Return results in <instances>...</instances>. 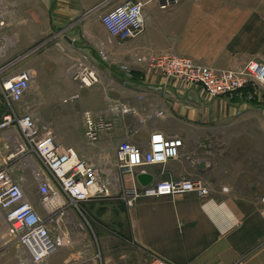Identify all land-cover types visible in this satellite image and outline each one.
<instances>
[{"label":"crops","instance_id":"obj_1","mask_svg":"<svg viewBox=\"0 0 264 264\" xmlns=\"http://www.w3.org/2000/svg\"><path fill=\"white\" fill-rule=\"evenodd\" d=\"M0 10L4 17L0 82L25 70L32 75L28 92L14 104L18 112H31L51 125L59 142L74 146L92 163H101L105 173H115L120 192L134 184L128 173L118 175L116 170V149L123 139L147 146L156 131L181 138L184 146L178 158L138 167L137 174L148 173L153 182L201 179L212 191L206 199L196 192L141 196L131 206L130 215H121L120 232L114 236L85 234L84 244L74 245L86 252L80 257V252L60 242L40 264H145L154 258L172 264H264V197L247 191V165L226 167L219 157L209 161L201 154L205 145L225 141L215 134V128L239 121L242 111L264 106V91L255 88L254 100L247 102L210 97L198 85L167 79L136 61L146 53H174L217 69L240 68L249 60L264 62L261 11L225 3L199 5L195 0L172 5L150 1L145 6L143 31L134 38L120 39L97 21L103 13L98 9L77 20L74 17L79 14L71 7L59 6L51 12L46 0H0ZM102 46L110 62L99 57ZM85 57L100 77L92 87H80L70 74L71 67ZM253 90L247 89L252 94ZM74 93L80 99L65 104L64 99ZM117 100L134 106L137 114L119 119L115 132L101 134L89 144L83 111L110 115L108 107ZM9 109L0 89V120ZM160 109L167 113L142 121ZM15 129L0 130L7 146L1 152L0 168H8L27 191L34 184L38 187L32 165L21 162L26 168L17 173L20 160L5 158L15 145ZM33 158L40 164L38 157ZM200 162L206 166H198ZM120 198L124 208L127 203ZM3 254L12 257L11 262L2 258L0 264H34L25 248L10 239L0 248V257Z\"/></svg>","mask_w":264,"mask_h":264},{"label":"built area","instance_id":"obj_2","mask_svg":"<svg viewBox=\"0 0 264 264\" xmlns=\"http://www.w3.org/2000/svg\"><path fill=\"white\" fill-rule=\"evenodd\" d=\"M150 1L172 5L180 0H126L101 13L100 21L112 37L134 38L143 31L145 6ZM3 24L4 19L0 20V25ZM98 54L102 61H111L110 54L103 46L98 49ZM136 61L160 72L167 79L175 78L198 85L210 97L253 101L257 93L255 88L253 94L245 89L253 84L264 88V62L258 60H250L238 69H215L190 57L174 53H146L137 56ZM122 68L130 72L127 65H123ZM70 74L79 82L80 87H92L100 80L97 70L86 57L71 67ZM31 77V73L25 70L1 80L2 100L10 109L1 116L0 130L16 128L15 145L5 158L7 161L21 160L32 165L33 173L38 180L41 203L47 207L48 217L41 216L25 188L5 167L0 168V214L6 223L10 241L19 243L25 248L32 262L40 264L59 245L58 235L52 225L55 219L59 220L65 214L67 203L77 206L82 201L110 196L112 183L111 178L104 175L99 164L81 156L74 146L59 142L51 125L41 122L31 112H18L14 108V104L20 102L28 92ZM79 97V93H74L64 101H74ZM110 111L117 114H137L134 106L121 100L110 105ZM166 113V110L160 109L142 121ZM83 120L84 134L89 144L95 143L101 133L112 130L116 124L113 118L106 115L97 116L91 110L83 111ZM183 146L181 138L168 137L161 131L151 134L147 146L126 139L118 144L116 165L122 172L128 173L134 182L132 186L121 191L120 196L128 206H132L141 196H164L181 192H196L203 199L211 196L210 186L201 179L189 177L162 179L149 185H142L139 182L138 167L163 164L178 158ZM0 148L3 150L7 148L1 137ZM33 155L38 157L40 164L34 160ZM57 197H60V201L56 199ZM65 238L68 243L71 242L69 236L65 235ZM145 264L172 263L162 258H154Z\"/></svg>","mask_w":264,"mask_h":264},{"label":"rangeland","instance_id":"obj_3","mask_svg":"<svg viewBox=\"0 0 264 264\" xmlns=\"http://www.w3.org/2000/svg\"><path fill=\"white\" fill-rule=\"evenodd\" d=\"M46 1H49L50 3L51 12L53 9H57L59 6H64L66 8L71 7L72 10H75V12H78L79 14V16L77 15L74 17V20H77L80 16H82V14H85L86 12H89L96 7H99L97 8L99 12H105L106 10H108V8L111 7V4L119 5L126 0ZM195 1L198 2L199 5H201V3H204V5L212 7L220 6L225 3V5H234L235 7L245 8L246 10L247 8H256V10L261 11L264 14V0ZM0 14V20L4 19L1 10ZM70 21L73 20L68 19V22ZM97 21L100 22V20ZM245 64L243 66H245ZM251 87H259L264 91V88L262 86H259L258 84H253L251 85ZM78 99H80V97ZM78 99L74 101H77ZM63 102L67 104L65 101ZM70 102L72 101H69V103ZM113 103L114 102H112L110 105H112ZM110 105L107 110L110 115L106 116L113 118L116 124L114 125V128L112 130L103 132L101 134L115 132L117 128L116 125H118L119 119L126 120V118L131 116L128 114L113 113L112 111H110ZM241 114L240 112H238V115L242 116H240L241 119L238 118L239 121L232 122V124L230 125L228 123H224L223 125L219 126V128H215V134H220L222 138H225V141L221 140L219 143L205 145L201 154L205 159L208 160L209 158V161H212V158H215L216 160L222 159L224 166L226 167L234 168L235 165L239 163H245L247 165V191H249V193H256L261 197H264V106L257 105V109H252L251 111H246L245 113H243L242 111ZM2 151L3 148H0V158L3 159L1 154ZM21 162L24 161L20 160V163L16 164L17 173H20L23 168H26L21 165ZM99 165L102 167L104 175L111 178V195L100 196L88 201H82L78 203L77 206L68 202L66 205L65 214L61 216V219H55L52 225L55 229V233L58 235L59 243L63 242L67 247H69L70 250L80 252L77 255L79 257L83 256L86 252L78 250L80 248H75L74 245H77L79 243L83 245L86 240L85 234L90 233L100 235L101 233H106L108 235L114 236L116 232L121 231V215L131 214V206L125 205L123 208L121 204V192L118 188L120 185H117V183L119 182V177L116 176L115 173L114 175L110 171L108 172L109 174L105 173L102 164L99 163ZM116 168L118 175H121L122 173L124 174V172H122L117 166ZM27 195L33 201L41 216L48 217V209L45 208L41 203V195L38 192L37 185L34 184L30 189H28ZM65 235L69 236L71 241L70 243L67 242ZM8 240L9 237L7 235L6 223L3 220L2 215L0 214V248L4 246L5 243H8ZM81 247L84 248V246ZM14 250L18 253L17 249L14 248ZM96 251L98 253V248ZM2 258H4L3 260L5 262L10 263L12 257L3 254L0 257V260H2ZM97 258L99 259V256H97Z\"/></svg>","mask_w":264,"mask_h":264},{"label":"water","instance_id":"obj_4","mask_svg":"<svg viewBox=\"0 0 264 264\" xmlns=\"http://www.w3.org/2000/svg\"><path fill=\"white\" fill-rule=\"evenodd\" d=\"M97 8L99 7H96L94 9L91 10V12H94V10H96ZM198 166L200 167H205L206 164L204 162H200L198 163ZM137 178L139 180V182L142 184V185H149L150 183L153 182V176L148 174V173H145V172H141L137 175Z\"/></svg>","mask_w":264,"mask_h":264},{"label":"bare ground","instance_id":"obj_5","mask_svg":"<svg viewBox=\"0 0 264 264\" xmlns=\"http://www.w3.org/2000/svg\"><path fill=\"white\" fill-rule=\"evenodd\" d=\"M56 199L60 201V197H57ZM46 208H47V207H46Z\"/></svg>","mask_w":264,"mask_h":264},{"label":"snow or ice","instance_id":"obj_6","mask_svg":"<svg viewBox=\"0 0 264 264\" xmlns=\"http://www.w3.org/2000/svg\"><path fill=\"white\" fill-rule=\"evenodd\" d=\"M157 139H159V138H157Z\"/></svg>","mask_w":264,"mask_h":264}]
</instances>
